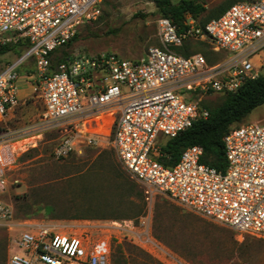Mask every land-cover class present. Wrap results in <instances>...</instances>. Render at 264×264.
I'll return each instance as SVG.
<instances>
[{"label":"built area","instance_id":"2783aa9c","mask_svg":"<svg viewBox=\"0 0 264 264\" xmlns=\"http://www.w3.org/2000/svg\"><path fill=\"white\" fill-rule=\"evenodd\" d=\"M102 1L0 0V44L25 46L0 70V119L18 105V68L31 59L43 120L62 129L56 157L99 145L102 133L92 129L107 125V142L147 196L163 194L236 233L264 239V122L229 128L222 137L223 169L201 162L198 144L184 148L173 165L157 159L161 143L208 116L199 102L203 95L235 91L258 75L254 58L264 51V0L233 3L204 23L186 14L182 28L160 16L162 46H150L139 58L86 52L53 64L50 53L80 23L95 19ZM189 39L227 55L208 64L199 52L185 56L175 50ZM3 146L0 196L7 186ZM7 213L0 197V216ZM14 246L5 264H109V240L88 230L63 232L29 223Z\"/></svg>","mask_w":264,"mask_h":264},{"label":"rangeland","instance_id":"374dc122","mask_svg":"<svg viewBox=\"0 0 264 264\" xmlns=\"http://www.w3.org/2000/svg\"><path fill=\"white\" fill-rule=\"evenodd\" d=\"M202 1L205 11L196 20L223 0ZM159 17L153 0H104L100 14L80 23L74 39L58 47L51 60L61 52L102 51L139 58L150 46H162ZM193 40L189 39L190 47L202 53L203 47L194 46ZM24 49L18 44L0 54V70ZM224 55L217 52L216 62ZM254 59L257 73L264 74V51ZM19 68L31 74L33 89L23 103L0 119V144L6 145L3 151L8 161L6 191L0 196L8 209L0 216V264L6 263L14 251V240L29 223L47 224L63 232L88 230L93 237L107 238L109 264H264L263 238L236 233L163 194L147 196L107 142V125L92 129L102 133L99 145H83L56 157L54 147L62 129L43 120L33 61ZM220 100L219 93H209L199 102L213 106ZM241 122L262 124L264 102ZM126 180L137 184V196L130 194Z\"/></svg>","mask_w":264,"mask_h":264},{"label":"trees","instance_id":"16d2710c","mask_svg":"<svg viewBox=\"0 0 264 264\" xmlns=\"http://www.w3.org/2000/svg\"><path fill=\"white\" fill-rule=\"evenodd\" d=\"M153 1L158 15L169 18L178 28L183 27L182 21L185 19L186 14H190L193 18H196V16L205 11L202 0H177L175 2L172 0ZM241 1L248 0H223L209 10L203 19H199L198 21L204 23L220 15L231 4ZM74 37L72 36L69 41L74 39ZM193 41L194 46L198 48L199 46L203 47L201 54L205 57L208 64L216 62V56L214 55L217 52H222L225 54L224 56L227 55L224 51H213L206 42ZM189 42V40L184 41L180 46L175 47V50L185 56L199 52L198 49L191 48ZM14 45L18 44H0V54L12 50ZM204 46L210 49L206 50ZM54 51L50 54L52 55ZM67 56V53L61 52L55 60H52V63L55 64L60 60H64ZM220 99V102L213 106L202 104L208 109V116L206 118L195 120L190 127L178 132L173 137L167 138L161 143L159 155L157 156L158 161L166 166L173 165L179 160L178 158L184 148L189 145L198 144L203 148L200 161L217 169H223L225 166V158L222 137L229 128L239 124L254 107L264 102V74H258L253 78L244 80L235 91H226V93L220 94ZM125 184L129 187L130 194L134 196L138 195L139 190L136 188L137 184L130 180H126ZM135 213H137V210ZM96 216L103 217L102 215Z\"/></svg>","mask_w":264,"mask_h":264},{"label":"crops","instance_id":"0c3cea01","mask_svg":"<svg viewBox=\"0 0 264 264\" xmlns=\"http://www.w3.org/2000/svg\"><path fill=\"white\" fill-rule=\"evenodd\" d=\"M21 68L18 69V77L15 82V94L19 100L18 104H21L24 102L25 97L31 93L30 88H32V84L29 81L31 74L28 71L21 72Z\"/></svg>","mask_w":264,"mask_h":264},{"label":"bare ground","instance_id":"6f19581e","mask_svg":"<svg viewBox=\"0 0 264 264\" xmlns=\"http://www.w3.org/2000/svg\"><path fill=\"white\" fill-rule=\"evenodd\" d=\"M99 126L102 127L101 125H99ZM106 128H107V129H106V131H107V130H108V127L106 126ZM9 147H10V146H9ZM10 151H11V150H10ZM12 151H13V150H12Z\"/></svg>","mask_w":264,"mask_h":264}]
</instances>
